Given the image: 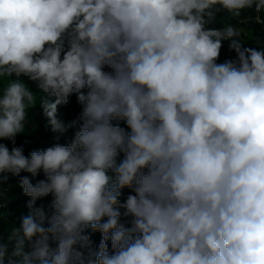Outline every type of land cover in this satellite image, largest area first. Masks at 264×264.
I'll list each match as a JSON object with an SVG mask.
<instances>
[{"label": "clouds", "instance_id": "1", "mask_svg": "<svg viewBox=\"0 0 264 264\" xmlns=\"http://www.w3.org/2000/svg\"><path fill=\"white\" fill-rule=\"evenodd\" d=\"M245 10L264 25V0H0V141L38 103L74 129L28 155L0 142L30 197L0 264H264V48L208 27Z\"/></svg>", "mask_w": 264, "mask_h": 264}, {"label": "trees", "instance_id": "2", "mask_svg": "<svg viewBox=\"0 0 264 264\" xmlns=\"http://www.w3.org/2000/svg\"><path fill=\"white\" fill-rule=\"evenodd\" d=\"M256 13L252 10H245L241 13V17L236 18L232 17L229 13H221L217 17V22L208 25V27L212 28H223L228 24L232 25H246L250 31L247 33L242 41L245 43L246 47H262L264 48V25L256 23L253 18ZM235 53L225 49L222 47L221 54L219 57V62H223L227 59H234ZM108 70V69H106ZM49 102H52L55 98L46 96ZM37 102H39V97L37 98ZM81 111V107L77 102L76 96L72 95L69 98V103L67 105L58 106L57 118L62 121L65 125L69 124L71 121L77 118ZM121 127L126 128V124L124 122H119ZM47 119L43 115V110L40 107L39 103L32 109L28 111L26 123H25V131L20 133L15 138V145H13L8 140L0 141L5 143L9 148L13 146H22L24 149L25 155H28L33 150H43L46 149L53 144L59 142L61 144H68L71 142L74 129H68L63 134H55L48 127H46ZM56 135H60L59 141L55 139ZM21 175H29L27 173H21ZM39 179H45L43 174L41 173L38 177L33 178L32 182L35 183ZM128 189L124 190V195L121 199H125L129 194ZM5 193L8 198L11 200L9 204L5 203L3 199H0V242L7 243V238L9 236V231L13 225L18 226L19 218L23 215L27 214L26 205L21 209L15 211L13 207H18L17 204L20 202L19 194L23 193L22 188L19 186V177L13 176L10 173L0 174V195ZM24 198V197H22ZM30 199V197H29ZM50 200L49 198L43 199L40 203H37V206H43L46 212H51L50 208ZM122 222H126L122 218ZM88 234L92 240V251L98 248L101 234L99 232H92L91 229L88 230ZM110 246V245H109ZM85 258L87 260H91L94 262V255H90L89 251H85Z\"/></svg>", "mask_w": 264, "mask_h": 264}, {"label": "rangeland", "instance_id": "3", "mask_svg": "<svg viewBox=\"0 0 264 264\" xmlns=\"http://www.w3.org/2000/svg\"><path fill=\"white\" fill-rule=\"evenodd\" d=\"M238 27H240V28L242 29V37H241V39H244L245 36L248 35L247 33H248L250 30H249L248 28H246V25H243V24L238 25ZM223 46L225 47V49H228V41H226V43H224ZM13 78H15V77H13ZM20 79H21L22 82H24L29 88H31V90H32L34 93H38V92H39V90H38L37 87H36V84L33 83V82H31V81H29L27 77H23V76H22V77H20ZM22 197H24V198H22ZM20 198H21V199H20ZM46 198H49L50 203H51V199H52L51 196H49V197H45V198H41V199H38V200H37V203H40L41 200L46 199ZM0 199H3V201H5V203H7V204H9V203L11 202V200L8 198V196H7L5 193H2V194L0 195ZM19 199H20V202L17 204L18 207H16V206L13 207V209H14L15 211H17V210L21 209L23 206H25V205L27 204V201L29 200V197L25 196L24 193H20V194H19Z\"/></svg>", "mask_w": 264, "mask_h": 264}, {"label": "built area", "instance_id": "4", "mask_svg": "<svg viewBox=\"0 0 264 264\" xmlns=\"http://www.w3.org/2000/svg\"><path fill=\"white\" fill-rule=\"evenodd\" d=\"M262 18H264V17H262ZM254 20V19H253ZM225 42V41H224ZM224 42H223V45H224ZM2 205L0 204V207H1Z\"/></svg>", "mask_w": 264, "mask_h": 264}]
</instances>
